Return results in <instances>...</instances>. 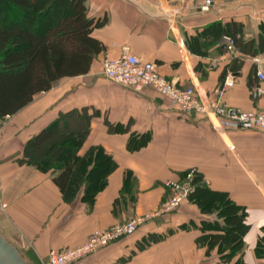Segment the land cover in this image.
<instances>
[{
  "label": "crops",
  "instance_id": "0c3cea01",
  "mask_svg": "<svg viewBox=\"0 0 264 264\" xmlns=\"http://www.w3.org/2000/svg\"><path fill=\"white\" fill-rule=\"evenodd\" d=\"M85 1L89 17L106 20L93 31L106 50L89 73L61 80L17 114L0 119V230L30 264H43L51 251L76 247L97 231L159 211L171 195L166 183L184 180L195 168L200 185L226 192L245 207L250 229L244 261L264 264V256L256 253L264 237V132L218 131L215 117L183 116L154 88L135 90L103 75L104 59L118 58L128 46L168 80L194 87L206 102L231 77L234 85L226 88L224 104L263 111L257 87H264L258 77L264 64L259 67L255 58L264 54L240 55L236 48L231 53L225 29L237 22L245 40L258 38L264 0H215L209 10L201 8L205 0ZM235 57L242 61L232 71ZM74 108L92 116L80 154L100 145L117 163L92 205L82 190L73 202L64 201L56 173L19 162L30 138ZM127 173L129 191L124 189ZM218 220L216 213H202L187 200L74 264H234L238 256L226 262L217 246L209 249L199 241L202 224Z\"/></svg>",
  "mask_w": 264,
  "mask_h": 264
},
{
  "label": "trees",
  "instance_id": "16d2710c",
  "mask_svg": "<svg viewBox=\"0 0 264 264\" xmlns=\"http://www.w3.org/2000/svg\"><path fill=\"white\" fill-rule=\"evenodd\" d=\"M105 22L88 16L85 0H0V119L17 114L36 95L50 91L61 80L89 73L94 60L106 50L93 35ZM260 31L258 38L245 40L243 25L232 22L225 35L234 39L240 55L255 56L264 54V23ZM241 61L235 57L231 70L236 71ZM91 120L87 109L61 112L27 141L19 161L43 173H56L54 182L68 203L82 190V198L92 205L117 169V163L100 145L80 154L91 131ZM128 177L129 173L126 191L130 188ZM200 183L195 176L188 201L202 213H216L220 221H205L199 241L209 249L217 246L226 262L238 256L234 264H245L244 237L250 229L245 207L228 193ZM119 203L120 199L115 205ZM256 253L264 256V237L258 240Z\"/></svg>",
  "mask_w": 264,
  "mask_h": 264
},
{
  "label": "built area",
  "instance_id": "2783aa9c",
  "mask_svg": "<svg viewBox=\"0 0 264 264\" xmlns=\"http://www.w3.org/2000/svg\"><path fill=\"white\" fill-rule=\"evenodd\" d=\"M185 3V0H178ZM215 0H205L201 6L203 10H209ZM226 45L231 53H235V41L226 36ZM259 67L264 64V58L256 57ZM103 75L116 83L135 90L148 87L154 88L161 96L167 98L172 106L181 112L183 116L203 114L217 118L218 131L233 129H253L264 132V110L248 112L229 108L223 102L226 88L234 85V80L228 77L222 86L215 89V97L208 102L197 93L194 87H180L174 81L168 80L161 74L159 68L153 62H142L125 46L118 58H105L103 61ZM258 77L264 82V71L258 70ZM257 94L264 98V87H257ZM197 170L191 169L184 180H169L166 185L171 191L169 199L161 206L159 211L132 218L129 221L117 223L108 229L97 231L80 245L61 251H51L43 264H74L90 254H93L110 243L124 236L132 235L149 219L160 213L177 210L188 200L194 190V178Z\"/></svg>",
  "mask_w": 264,
  "mask_h": 264
},
{
  "label": "water",
  "instance_id": "95a60500",
  "mask_svg": "<svg viewBox=\"0 0 264 264\" xmlns=\"http://www.w3.org/2000/svg\"><path fill=\"white\" fill-rule=\"evenodd\" d=\"M0 264H30L20 249L0 230Z\"/></svg>",
  "mask_w": 264,
  "mask_h": 264
},
{
  "label": "rangeland",
  "instance_id": "374dc122",
  "mask_svg": "<svg viewBox=\"0 0 264 264\" xmlns=\"http://www.w3.org/2000/svg\"><path fill=\"white\" fill-rule=\"evenodd\" d=\"M137 217V216H136ZM129 221V220H128Z\"/></svg>",
  "mask_w": 264,
  "mask_h": 264
}]
</instances>
